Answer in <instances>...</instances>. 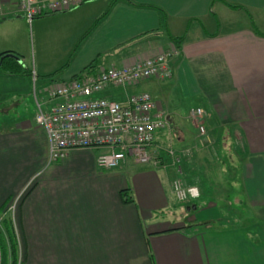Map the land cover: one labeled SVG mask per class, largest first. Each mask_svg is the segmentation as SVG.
Masks as SVG:
<instances>
[{
  "label": "crops",
  "instance_id": "crops-1",
  "mask_svg": "<svg viewBox=\"0 0 264 264\" xmlns=\"http://www.w3.org/2000/svg\"><path fill=\"white\" fill-rule=\"evenodd\" d=\"M0 2V56L14 53L22 69L31 68L19 51L34 23L46 63L34 65L41 91L78 77L96 60L121 68L170 48L179 53L171 79L149 80V94L173 121L151 147L155 161L130 160L112 170L97 165L103 150H72L50 163L47 134L23 109L26 98L36 110L32 78L0 74V101L12 100L0 103V211L22 196L24 264H264L263 222H224L220 202H203L219 195L213 184L202 186L195 201L201 207L183 213L172 187L177 178L199 186L209 168L227 178L224 168H233L238 207L264 206V0H94L31 24L17 12L18 0ZM70 60L59 77L47 78ZM117 91L123 93L100 95L123 99ZM172 98L187 101L184 126ZM194 108L205 111V137L192 122ZM125 190L133 202H125Z\"/></svg>",
  "mask_w": 264,
  "mask_h": 264
},
{
  "label": "built area",
  "instance_id": "built-area-1",
  "mask_svg": "<svg viewBox=\"0 0 264 264\" xmlns=\"http://www.w3.org/2000/svg\"><path fill=\"white\" fill-rule=\"evenodd\" d=\"M92 1L18 0L17 12L31 24L38 17L70 12ZM3 17L0 2V19ZM178 54L177 49L170 48L130 66L98 65L91 73L48 84L41 91L45 95L42 99L35 89L38 76L33 70L35 122L47 134L50 163L64 160L72 150H103L97 157V165L103 170L120 168L130 160L142 165L153 163L150 150L157 135L169 127L168 114L157 107L149 93L130 95L126 90L147 80L171 79V60ZM118 89L124 91L123 99L97 97ZM204 116L205 111L200 108L191 111V117L198 120ZM196 127L201 135H206L202 124ZM173 164L178 166L179 159ZM172 187L181 203L197 201L201 196L197 187H186L179 178Z\"/></svg>",
  "mask_w": 264,
  "mask_h": 264
},
{
  "label": "rangeland",
  "instance_id": "rangeland-1",
  "mask_svg": "<svg viewBox=\"0 0 264 264\" xmlns=\"http://www.w3.org/2000/svg\"><path fill=\"white\" fill-rule=\"evenodd\" d=\"M27 23H28V21H27ZM19 52H20L19 54H21L25 63L29 64L33 70H35L34 68L36 65H38V67H39V65L42 66V64L43 65L46 64L44 61V58H45L44 52L41 50L40 40L38 38V32H37V29H36L34 23L31 27L28 26L27 40H25V42H23L22 47H21ZM37 79H38V82L36 83L35 89H36V91H38L39 99H42L41 94H40L41 93L40 88H41L42 83H41L39 77H37ZM152 83H154V82L149 81V80L143 81L141 84H139L137 86L128 87L126 92L130 95L141 94V93H145V92L153 94L154 92H153V88H152ZM115 91L119 95L121 93H123L122 91H117V90H115ZM31 92L33 94L34 87H32ZM32 94L30 96H31V100L34 102V100H33L34 97L32 96ZM104 96L106 97L105 94H102V95H98L97 97L102 98ZM159 101H161V100H159ZM22 102H23L24 112H26V109L28 107L31 110L30 115L32 117H34L35 111H36L35 107H33L31 104H28L26 101V98L23 99ZM0 103H2V105L3 104L6 105V103L11 104L12 100L11 99L1 100ZM169 104L172 106V108L179 110V113L183 116L182 125L184 126V118H185L184 112L186 110V109H184V107L187 106L186 105L187 101L181 100L179 98H177V99L172 98V100H170ZM194 109H198V108H194ZM202 110H204V109H202ZM0 118H2V115H0ZM191 119H192L194 126H196V124H202L204 127H206L205 121L207 118H205V116L201 120H198L196 117H191ZM186 125H188L187 122H186ZM170 127L171 126L169 124V127L166 130L168 131V129H170ZM200 135L201 134H199V138H201ZM201 136L203 137V135H201ZM205 136L206 135H204V137ZM168 140L170 141L171 137L170 138L168 137ZM208 142L210 143V140H208ZM166 146L168 148V141L166 143H164V145H162V147H166ZM212 147H215V145L210 147V151H211ZM219 151L220 150L218 148H215V150L212 152H214V155H220ZM212 152H211V154H213ZM201 155H203V154H201ZM180 159L182 162L183 161L185 162V158H183V155L180 156ZM153 160L155 161L154 158H153ZM220 161L221 160L218 159L217 163H215V165H211V166L213 167V166H216V164L218 165V163H220ZM178 166L182 167L180 164ZM184 167H185V165H184ZM228 169H230V168H224V171H226V173L225 172L224 173H225L227 178H225V176L222 177V173L219 172L218 170H214V169L210 170V168H209L208 171H206L207 175L204 176V174H203L202 177H200V179L196 181L198 183L200 182L199 183L200 187L197 185H194V184L189 185V183L186 184L185 182H183V184L186 187L195 186L200 190V192H201L202 186L207 189L211 184H213V185H211V189L214 190L215 192L219 191L218 192L219 195H217V194L215 196L211 195L212 197L207 196L206 199L203 201V202H205L204 205H206V203L208 205L209 200L220 202V205H222L224 208H226V211H223L221 214H222V220L224 222L227 221V224H231V225L234 224V226H235V224H238L243 219H249L250 222L251 221H254V222L255 221H261L264 223V206L259 207L260 205L253 206L252 204H245L244 208L246 207L245 208V209H247L246 212L242 211V208L238 207L239 205H237V204H238V201H240L239 197H241V195H240L236 185L234 186L235 189L231 188L232 187L231 185H232L234 179L238 180L236 178V171L233 168H231L230 170H228ZM207 178H209V179H207ZM211 179H212V181L216 182V184H214L211 181ZM205 188H204V190H205ZM230 192L233 194L232 195L233 197H231L232 199L236 196L235 201H233L229 198L228 195L230 194ZM237 192L239 193V195H237ZM235 193H236V195L234 196ZM173 194H174L175 198L177 199L174 191H173ZM200 194H202V193H200ZM21 198H22V196H21ZM21 198L18 201L16 200L15 202H13L12 205H10L9 208L5 212H3V215L0 216V233L2 234V237L4 240L3 241L4 245H5L4 249L6 251V256L8 257L7 259H9L8 264L10 261H12V262L14 261L13 259L15 256L18 259L17 264H24V244H23L22 235H21L20 228H19V223L17 220L18 219L17 217H18L19 206H20V203L22 200ZM235 202H237V203H235ZM179 203H181V202H179ZM195 204L199 205V202L198 203H196V202L195 203H193V202L181 203V205H182V206L180 205L181 212L184 213V209L186 210L185 207L191 208ZM246 205L248 206V208ZM201 206L202 205L200 203L199 207H201ZM179 211H180V208H179ZM13 216H14V218H13ZM14 219H16V220H14ZM239 219H241V221H239ZM188 220H189V217L186 221H188ZM243 222H244V220L242 221V224H243ZM4 223H6V224L10 223V225H12L13 231H14L13 233L15 234V239H16V246L11 244V241L8 237L9 233L6 230V227H5L6 224H4Z\"/></svg>",
  "mask_w": 264,
  "mask_h": 264
},
{
  "label": "trees",
  "instance_id": "trees-1",
  "mask_svg": "<svg viewBox=\"0 0 264 264\" xmlns=\"http://www.w3.org/2000/svg\"><path fill=\"white\" fill-rule=\"evenodd\" d=\"M116 1H118V0H114V2H116ZM107 12L102 17V19L107 16ZM171 40L177 46H179L183 42V38H172ZM4 55L5 54H2L0 56V74H9V75H17V74L18 75H21L22 74V75H28L30 78H32V76H33V69L32 68L22 69V65L18 61L14 60V59H11V58H5L1 62V59H2V57ZM70 62H71V60L68 61V63L66 65H64V67H62L60 70L56 71L52 75L48 76L47 78L55 79L56 77H59L68 68ZM97 67H98V64H97V60H96L94 63H92L90 66H88L81 74L91 73ZM118 99H120V98H118ZM129 194L130 193L127 190H125L124 192H122V197L125 198V202H133V199L131 198V196H128ZM198 201H200V199ZM193 203H195V202H193ZM195 206L198 207V204H195ZM1 215H3V211H0V216ZM4 224H6V223H4ZM5 227H6V230L8 231V233H9L8 234V237H9V239L11 241V244L16 246V239H15V234L13 233L14 231H13L12 225H10V223H8V224L5 225ZM3 241L4 240H3L2 234L0 233V244H1L2 254H3V262H4V264H8V259H7L8 257L6 256V251L4 249V246L5 245H4V242ZM13 260L14 261L13 262L11 261V264H17L18 263V259H17L16 256L14 257Z\"/></svg>",
  "mask_w": 264,
  "mask_h": 264
},
{
  "label": "water",
  "instance_id": "water-1",
  "mask_svg": "<svg viewBox=\"0 0 264 264\" xmlns=\"http://www.w3.org/2000/svg\"><path fill=\"white\" fill-rule=\"evenodd\" d=\"M5 58H11V59H14V60H16V61H18V62H20V57L18 56V55H16V54H14V53H7V54H5L3 57H2V59H1V62L5 59ZM168 122H169V124L170 125H172V123H173V121H172V117H168ZM197 209V206H192L191 208L190 207H188V210L190 211V210H196Z\"/></svg>",
  "mask_w": 264,
  "mask_h": 264
}]
</instances>
